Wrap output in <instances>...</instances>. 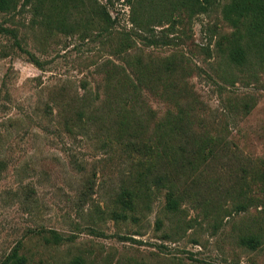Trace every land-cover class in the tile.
I'll list each match as a JSON object with an SVG mask.
<instances>
[{"label":"rangeland","instance_id":"obj_1","mask_svg":"<svg viewBox=\"0 0 264 264\" xmlns=\"http://www.w3.org/2000/svg\"><path fill=\"white\" fill-rule=\"evenodd\" d=\"M230 1L196 16L181 39L170 34L169 45L136 38L145 62L182 53L186 102L199 115L193 125L226 136V150L182 179L180 190L191 197L178 212L166 210L160 190L125 219H112L115 199L146 168L115 143L105 145L116 127L112 117H99L119 105L104 80L107 60L122 64L109 56L117 38L106 45L44 39L27 26L30 15L0 13V264L15 249L26 264H264V189L252 187L264 171V67L246 76L214 48L231 32L222 17ZM112 4L115 31H129L130 8ZM96 94L105 99L99 106ZM141 97L155 114L148 129L174 111L165 98ZM95 109L100 116L86 124ZM50 232L64 242L48 244ZM252 234L263 242L256 251L239 242Z\"/></svg>","mask_w":264,"mask_h":264},{"label":"trees","instance_id":"obj_2","mask_svg":"<svg viewBox=\"0 0 264 264\" xmlns=\"http://www.w3.org/2000/svg\"><path fill=\"white\" fill-rule=\"evenodd\" d=\"M114 1L120 0H106V5L98 0H0V13L13 17L30 15L27 26L44 39L76 37L80 41H101L106 45L117 38L109 56L122 64L107 60L106 65L111 67L104 80L113 83L112 86L106 84V91L112 94L116 89L119 99L115 100L119 105L107 108L110 115L102 113L100 116L95 109L85 123H93L96 115L100 119L112 117L115 133L105 145L115 143L122 147L146 169L135 172L132 183L121 188L114 202L117 212H111V216L125 219L128 213L137 210L138 204H148L151 194L160 190L165 192L166 210L175 213L191 197L180 190L182 179L208 164L220 150H226V136L194 127L192 119L199 115L192 103L186 102L185 75L189 65L182 53L174 52L145 62L137 53L141 50L136 38L148 47L169 45L173 42L166 40L170 34L181 39L186 26H190L196 16L210 12L220 0H124L131 10V29L123 32L115 31L116 20L108 12V6ZM222 17L231 32L220 36L214 48L226 67L237 68L245 72L244 75L256 78V71L264 67V0H231L223 7ZM156 29H160V37ZM207 53L211 56L209 46ZM31 57L34 65L40 67L39 61ZM143 93L165 98L174 110L155 121L152 129H148V124L155 114L141 97ZM98 94L95 99L99 106L105 99L99 101ZM252 185L264 189V171ZM249 201L256 206L259 204L258 198H249ZM50 234V238H45L48 244L56 246L64 242L56 232ZM239 242L253 251L263 244L259 234L240 237ZM4 263L26 264L27 259L19 256L15 249Z\"/></svg>","mask_w":264,"mask_h":264}]
</instances>
